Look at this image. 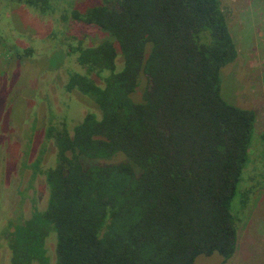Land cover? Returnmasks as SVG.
<instances>
[{"label":"trees","instance_id":"1","mask_svg":"<svg viewBox=\"0 0 264 264\" xmlns=\"http://www.w3.org/2000/svg\"><path fill=\"white\" fill-rule=\"evenodd\" d=\"M20 1L44 10L48 0ZM71 14L108 35L69 49L83 70L67 73L65 91L94 110L72 131L64 122L45 128L55 154L39 171L46 205L1 229L10 263L50 264L52 232L53 264L229 259L231 204L256 116L221 93V70L238 52L219 0H100Z\"/></svg>","mask_w":264,"mask_h":264},{"label":"rangeland","instance_id":"2","mask_svg":"<svg viewBox=\"0 0 264 264\" xmlns=\"http://www.w3.org/2000/svg\"><path fill=\"white\" fill-rule=\"evenodd\" d=\"M99 1L48 0L41 10L42 6L20 0H0V229L9 218L27 217L34 206L46 205L47 189L39 171L55 164L53 146L44 140L47 125L64 122L72 131L87 111L94 110L86 97L65 91L64 82L67 73L83 70L69 49L108 36L71 14ZM219 2L238 52L221 70V93L225 100L253 109L256 120L248 161L231 204L236 251L227 260L217 253L199 255L193 264H264V0ZM116 62L120 68V56ZM145 84L142 76L133 100L140 99ZM54 239L53 232L46 239L50 264ZM0 264H11L2 239Z\"/></svg>","mask_w":264,"mask_h":264},{"label":"flooded vegetation","instance_id":"3","mask_svg":"<svg viewBox=\"0 0 264 264\" xmlns=\"http://www.w3.org/2000/svg\"><path fill=\"white\" fill-rule=\"evenodd\" d=\"M21 4H22V3H21ZM9 219H10V218H9ZM9 219H8V220H9ZM6 223H7V221H6L5 224L2 226V228L6 225ZM2 228H1V229H2ZM1 229H0V231H1ZM0 239H2V240L5 241V239H4L3 237H1V235H0ZM7 248H8V247H7ZM8 251H9V249H8ZM9 257H10V253H9Z\"/></svg>","mask_w":264,"mask_h":264}]
</instances>
